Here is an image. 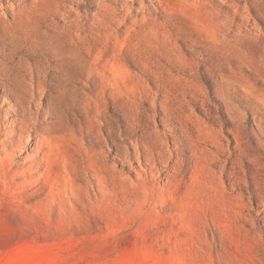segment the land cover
I'll return each instance as SVG.
<instances>
[{
	"label": "rangeland",
	"instance_id": "1",
	"mask_svg": "<svg viewBox=\"0 0 264 264\" xmlns=\"http://www.w3.org/2000/svg\"><path fill=\"white\" fill-rule=\"evenodd\" d=\"M0 264H264V0H0Z\"/></svg>",
	"mask_w": 264,
	"mask_h": 264
},
{
	"label": "bare ground",
	"instance_id": "2",
	"mask_svg": "<svg viewBox=\"0 0 264 264\" xmlns=\"http://www.w3.org/2000/svg\"><path fill=\"white\" fill-rule=\"evenodd\" d=\"M222 147H223V146H222ZM148 148H149V147H148ZM148 148H147V149H148ZM223 150H224V149H223ZM149 151H150V150H149ZM149 151H147V152H149ZM220 151H221V150H220ZM149 154H150V152H149ZM151 154H152V153H151ZM154 154H155V156H157L156 153H154ZM222 154H223V153H222ZM224 154H225V153H224ZM159 155H160V153H159ZM225 155H226V154H225ZM149 157H150V156H149ZM151 158H152V156H151ZM151 158H150V159H151Z\"/></svg>",
	"mask_w": 264,
	"mask_h": 264
}]
</instances>
